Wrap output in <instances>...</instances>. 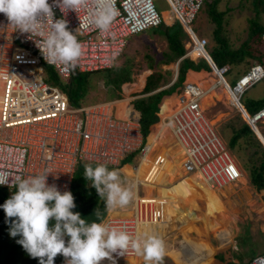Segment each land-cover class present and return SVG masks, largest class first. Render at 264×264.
I'll return each instance as SVG.
<instances>
[{
    "label": "built area",
    "instance_id": "1",
    "mask_svg": "<svg viewBox=\"0 0 264 264\" xmlns=\"http://www.w3.org/2000/svg\"><path fill=\"white\" fill-rule=\"evenodd\" d=\"M164 1L166 10L187 36L188 47L183 57L196 48L197 57L206 60L208 40L191 28L203 0ZM48 2L53 4V0ZM114 9L116 15L109 30L101 32L88 22L87 8L78 12L69 10L65 15L53 6L54 19H65L68 30L81 36L77 39L82 45V55L74 66L47 63L34 41L39 37L30 38V34L15 30L0 13V172L8 175L9 182L16 176L27 178L47 170L50 173L47 183L55 184L63 193L69 191L78 163L113 167L131 152L140 153V157L147 153L136 116L123 119L113 113L116 98L71 106L63 91L41 78V63L52 66L61 78H68L72 70L94 72L110 68L129 36L164 23L153 0H114ZM15 33L20 36V45L12 44ZM216 71L228 103L246 124L251 128V122L257 126L264 121V106L249 115L240 103L243 92L264 76L263 66H250L232 85L222 76L226 66L216 67ZM205 91L196 82H184L174 110L162 116L161 124L169 128L181 148L182 171L198 174L211 187H220L236 181L240 168L215 125L204 115L201 98ZM0 186L10 189L7 185ZM156 204L154 196H136L130 215H105L103 221L135 238L140 236V225L156 221ZM133 254L129 250L126 256ZM248 264H264V252L252 256Z\"/></svg>",
    "mask_w": 264,
    "mask_h": 264
},
{
    "label": "clouds",
    "instance_id": "2",
    "mask_svg": "<svg viewBox=\"0 0 264 264\" xmlns=\"http://www.w3.org/2000/svg\"><path fill=\"white\" fill-rule=\"evenodd\" d=\"M53 6L65 15L69 10L87 8L88 22L101 32L109 30L116 15L114 0H53L52 5L48 0H0V13L7 17L9 26L30 34V38L39 37L34 41L50 64L74 66L82 55V45L68 30L67 21L54 19ZM49 174L45 170L27 178L16 176L9 182L8 175L0 172V185L15 189L0 205L6 222L10 221V235H19L17 243L32 258H39V264H54L58 254L64 257V264H101L104 259L116 264L113 254L126 256L129 250L142 257L144 264H162V239L147 233L134 238L125 230L109 227L99 208L94 211L96 220L89 223L79 212L72 211L76 205L70 191L61 193L55 184L47 183ZM83 177L91 181L109 214L125 208L135 195L120 172L104 164L93 167L85 163Z\"/></svg>",
    "mask_w": 264,
    "mask_h": 264
},
{
    "label": "trees",
    "instance_id": "3",
    "mask_svg": "<svg viewBox=\"0 0 264 264\" xmlns=\"http://www.w3.org/2000/svg\"><path fill=\"white\" fill-rule=\"evenodd\" d=\"M218 2L219 0H203L201 7H204L207 10L206 16L209 18V22L213 24V27L210 30V39L213 44L206 50L215 66L219 68L223 65H234L238 69H241L239 70L240 74L236 80L254 64H260L264 68V48L259 46L261 44L264 46V39H262L264 23L258 21V19H260V13H264V0L250 1L254 10L253 12L255 13V19L251 21V24L248 27L247 38L236 48H231L230 44L222 34L223 13L217 8ZM156 28L160 31L166 41V50L161 53L162 57L160 60L166 64L177 62V72L174 81L168 87L160 89L147 96L140 97L133 102L134 108L139 112L138 122L142 143L145 140V136L154 131V125L156 124L157 128V125L160 122V119L157 122L155 112H157L159 107L163 105V102L161 101L163 98L178 95L182 88L186 73L211 71L209 65L203 58L199 57L194 61L187 56L183 57V54L185 53L183 39L185 37L187 38V36L178 21H174L171 25H166L161 22ZM256 44L258 46L255 47ZM217 47L221 50H216ZM147 65L148 67L152 66L151 63H147ZM47 66L50 68L49 72L52 77V84L66 94L69 104L71 106L81 105L79 101H82L88 91L87 85L89 72L72 70L68 78H61L54 71L52 66ZM130 68L129 63H125L122 66H111L110 68L102 70L100 75L106 85L115 84L112 85V87L117 89L123 83L131 81ZM108 71L113 74L110 76L106 75V72ZM159 80V74H150L147 76L141 93H149L153 91L158 86ZM259 81H264V76ZM163 83L161 85H163ZM141 85L142 80H140L138 85L132 89H137ZM124 89L128 91L127 86L124 87ZM240 103L245 111L251 115L264 106V97L262 99L250 101L249 103L244 104L241 101ZM160 109H163V107ZM122 114V112L119 113V115ZM226 125L229 129L228 136L224 139L227 149L232 153L235 159L240 162L242 168L247 172L250 185H252L258 193H261L262 199L264 200V147L239 112L231 117ZM135 153L136 152H131L122 157L117 166L107 167L110 170L116 169L121 171L124 166L130 165V159L126 161H124V159L129 156L133 157ZM84 164L85 163H78L76 165L69 191L74 196V203L76 205L72 211L74 213L79 212L81 218L91 223L96 220L94 211L97 208L101 211L102 219L106 214V210L104 208V203L100 200L96 190L91 187V181H86L83 177ZM90 164H92L93 167L97 165L93 163ZM14 191L15 189H7L0 186V205H3L5 201L11 197ZM233 210L234 209H229V212H233ZM10 226V221L6 222V214L3 208L0 207V264H39V258H32L24 250L23 246L17 243L21 237L19 235L15 237L10 235ZM225 233V231L217 233L218 240L223 244L230 241L229 236L227 237ZM65 239L67 241L68 238L66 237ZM181 240L182 243H180V248H185L187 250L185 255L182 256V253L179 254L181 250L178 251L179 249L177 250L173 247L165 250L166 256L170 259L178 257V261L176 262H180V264H198V262L202 261V258L207 256L210 252L203 244L196 247L190 241L184 239ZM126 258H128L129 262L134 264L143 261V258L137 255L126 256ZM214 258L220 262L224 261L222 253H216ZM234 258H236L237 261L234 262L232 260H227L225 264H248L249 261V259L242 261V256L239 255L234 256ZM114 259L116 260V264H121L120 260L123 259V257H114ZM216 263L217 262L212 259L211 256L205 260L203 264ZM54 264H64V257L58 254L57 257L54 258ZM101 264H111V261L104 259L101 261Z\"/></svg>",
    "mask_w": 264,
    "mask_h": 264
},
{
    "label": "rangeland",
    "instance_id": "4",
    "mask_svg": "<svg viewBox=\"0 0 264 264\" xmlns=\"http://www.w3.org/2000/svg\"><path fill=\"white\" fill-rule=\"evenodd\" d=\"M153 1H154V5L157 8V10L161 12L162 17L164 19V23H166V25H171L174 21H176L175 19L172 18L170 12L166 10L167 5L164 0H153ZM204 1H207V0H204ZM250 1L251 0H219L217 4L218 10L222 11L223 13L222 34L226 38L228 43L230 44L231 48L238 47L242 43V41H244L247 38L248 27L251 24V21L255 19L254 18L255 13L253 12L254 10H253V7ZM206 13H207V10L204 7L200 8L191 22V28L194 31V33L197 34L198 36H204L207 38L208 40V45H206V49H207L213 44L210 39L211 37L210 30L212 29L213 24L209 22V18L206 16ZM259 16H260V19H258V21L264 23V13H260ZM76 36L77 38L81 37L79 35H76ZM143 36H145L146 39ZM19 37L20 36L18 33H15L13 35L12 37L13 45L21 44ZM130 39H132L130 40L132 42L129 41L130 43H128V45L127 43L125 44V47L122 53L113 61L112 66H120V65L122 66L125 63H129L131 67L130 69H131L133 80H135L142 74L143 71L146 70L144 65H146L147 63H151L153 65L155 61L158 62L161 59L159 57V54L161 55V53L166 50V43H165L164 37L161 36L160 31L156 27L145 29L143 32L138 33V34L136 33L135 35L133 34V36H131ZM183 46L188 47V40L186 37L183 39ZM256 46L258 45L256 44L255 47ZM259 46L261 48H264L262 44ZM216 50H221V49L217 47ZM195 53H198L196 48L191 49L189 52L191 57L193 55H196ZM34 54H36V52H34ZM174 64L175 63H171L169 65L174 66ZM169 65L168 67H170ZM39 66H40L41 78L43 79V81L46 82L47 84L54 85L52 84V77L50 76V72H49L50 68L44 63H41ZM227 68L228 70L224 74V78L228 84L232 85L234 81L236 80V78L238 77V75L240 74L239 70L241 69H238L234 65H227ZM100 73H102V70L89 72L88 85H87L88 91L86 95L83 97L82 101H79L80 104H87L91 102L109 100V94L111 93V91L120 90L121 87L117 89L112 87V85H115V84L106 85L103 82ZM112 74L113 73L109 71L106 72V75L110 76ZM207 76L213 79L212 83H215L216 85L214 87L215 89L214 91L217 90L219 93L216 98L213 97V99L210 100V103L208 105L205 104L204 106H202L203 112H204V115L210 120V122L215 125L218 133L220 134L221 138L224 140L225 137H227L229 133V129L226 123L231 117L236 115L238 111L231 104L228 103L227 95L224 89L222 88L221 84L217 81L218 77L211 71ZM164 79L169 80L170 75L168 74V76L166 78L164 77ZM138 80H142V77H139ZM135 84H138V83H135ZM135 84L133 83V85ZM133 85L131 86L132 88H133ZM204 87L206 88V86ZM116 97H120V95H116ZM263 97H264V81H259L253 84L251 87H249L243 92V94L241 95L240 101L245 104V103H249L250 101H253L256 99H262ZM201 102H202V99H201ZM257 127L258 128H256L255 126L253 129L255 130V132L258 133L259 137L262 139L263 138L262 134H264V121L259 122ZM166 135L170 136V138L172 139L169 142L167 141L170 145L172 146L176 145V147H179L178 143L175 141L169 129H168V132L165 134V137H167ZM167 140H168V137H167ZM159 141L162 142L161 140ZM164 141L166 140L164 139ZM162 144L160 143L159 146L164 145ZM168 152L169 151H166L164 149H161L160 151H158L159 155H162L163 158H165L164 160H166V157H167L165 153H168ZM155 153L156 151L152 152V154H155ZM158 153L155 155H158ZM160 153H164V154H160ZM139 157H140V153L134 154L133 157H130V156L126 157L124 161L130 159L129 164L131 166L127 165V166H124L121 171L118 170L121 174L122 180L126 182V186L132 187L133 185H136V187L137 186L139 187L138 183L136 184L133 181V179L129 177L132 174H134L133 171L135 169V166L139 162ZM233 158L236 161V163L238 162V164L242 168L240 162L237 161V159H235L234 156ZM165 162L160 161L154 167L151 164L150 165L152 166L151 176L145 179L142 178V180L147 181V182H150L149 180H151V184H154V185L158 184L163 187H166L164 186V183L169 182L171 180L173 181L175 179L174 178L175 174L180 172L179 170L180 160L178 164H176L177 160L176 161L174 160L173 162L169 160L168 162L170 164L169 169L163 168L164 166H166ZM242 172H245L247 174V172L243 168H242ZM135 173H137V170H135ZM189 177H181V176L177 177L176 181L173 183L174 184L179 183L180 185L185 186V188L189 190V192L191 193V194H188L189 200H193L194 202H196L195 201L197 199L196 197H200L204 201L206 200L207 208L209 212L207 214L209 215H212L215 213L219 214L220 211H219L217 204L214 205L215 203L213 202V200H211V195L215 193V191L209 188L208 186H206V184L203 183L202 179L199 176L193 175L192 178H189ZM237 185H240V184L238 183ZM161 186H157L156 188H160ZM252 192L254 193L253 194L254 196H256L257 194L261 195V193L256 192V190L255 191L252 190ZM240 194L241 192L237 190V188H235L234 191H229V192L224 191L223 193L219 194V196H220L221 202H223L226 206L225 200L227 198H234V196H240ZM134 197L136 196L134 195ZM260 197L262 198V196ZM235 201L239 202L238 197H237V200ZM130 213L128 215H130ZM128 215H122V216H128ZM179 219L182 220L180 216H179ZM183 220L186 222L184 218ZM256 221L257 222L253 224V222L249 220L248 218H246L244 214H241L239 215V218L236 219L235 223H233V221L231 225L227 223V227L229 228L230 235H231L230 241L227 244L225 243L223 244L219 242L218 238L213 237L212 234L208 235V240H210V243L212 245L216 246L218 243L223 244V246H217L214 252V255L216 253H222L224 261L223 262L218 261L220 264H225L227 260H232L235 262L236 258H234V256L239 255L243 257L242 253L250 249L251 245L254 247L257 246L256 248H258L259 246H264V230H260L259 228L260 227L259 223L263 222V220H256ZM140 226H141V231L144 232L142 225ZM217 231L218 229L216 230V233H218ZM183 232L184 230L182 228L181 233L183 234ZM194 233L198 235L199 238L201 237V235L197 231H194ZM179 241H180V236L176 235L175 238L169 237L168 239H165L164 242H167L171 244L173 247L177 248L178 245H180ZM203 245L205 246L207 250L211 251V248L209 246H207L206 244H203ZM123 258L128 260V258L126 257H123ZM121 261L122 260H120V263ZM143 262L144 261L137 262L135 264H144ZM204 262L205 261L201 262V264H203ZM130 263L134 264L132 262ZM121 264H128V263H121ZM162 264H180V262L174 263L170 260L168 256L164 255Z\"/></svg>",
    "mask_w": 264,
    "mask_h": 264
},
{
    "label": "crops",
    "instance_id": "5",
    "mask_svg": "<svg viewBox=\"0 0 264 264\" xmlns=\"http://www.w3.org/2000/svg\"><path fill=\"white\" fill-rule=\"evenodd\" d=\"M131 36H129L126 39L127 45L128 43L132 42L130 41L132 40L130 39ZM143 37L145 38V36ZM195 54L196 55H193L192 57L189 54L188 56L189 59L196 61L199 57H197L198 53H195ZM159 57L161 58L162 55L159 54ZM169 64L171 63L166 64V63L161 62V60H159L158 62L155 61L151 67H148L147 64L144 65L146 70L143 71L142 74L139 76V77H142V85L137 89H132L131 86L133 85V83L134 84L139 83L140 81L138 80L139 77L133 80L132 73H131V78H132L131 81H127L123 83L122 86L120 85L121 91L113 90L109 94V96H112L113 92H115L114 98H116L117 100L113 105V108H114L113 113L117 115L116 113L118 109L119 113L121 112L124 113V116H119L120 118H123V119L129 118L131 115H133L134 117L136 116L137 123L139 124L138 122L139 112L134 108L133 102L140 97L147 96L160 89L168 87L174 81L176 77V72H177V62L174 64V66L169 65ZM168 65L170 67H168ZM209 73L210 72H187L185 75L184 81H183V83L184 82L199 83L200 86L206 90L201 98L202 99L201 107L204 106L205 104L208 105L210 103V100H212L213 97L216 98L219 93L217 90L214 91L215 90L214 87L216 85L215 83H212L213 79L207 76ZM150 74L160 75L159 84L153 91L149 93H141L142 89L144 88L146 78ZM168 74L170 75V79L169 80L164 79V77L166 78ZM214 74L217 76L216 73ZM217 81L221 83L220 79H218ZM162 83L163 85H161ZM137 85L138 84L133 85V88H135ZM126 86L128 88V91L124 89V87ZM204 86H206V88ZM222 88H223V84H222ZM179 94L180 92L178 93V95H173L171 97L163 98V100L161 101L163 102L162 103L163 105L161 106L163 107V109H160L161 107H159L158 111L155 112V115L157 117V122L159 121L161 116H164V114L167 113L168 110L172 109L175 106V103H176V100ZM116 95H120V97H116ZM206 95H211V96L209 97L208 102L204 104L203 99L205 98ZM122 101H124V103H121ZM117 103H119V105H117ZM161 127H165V126H160V123H159L156 128V124H155L154 131L148 133L145 136V140L143 143L144 144H146V142L150 143L149 150L143 157H140L139 162H138L139 164L135 166V169L133 171L134 174L129 176L130 178L133 179L134 175H137V179L139 181L138 182L139 187L138 186L136 187L134 185L132 186V190L134 191L135 196H138V195H142L144 197L154 196L156 198V203H157L156 204V208H157L156 221H154L153 223L142 225V228L144 231L142 233L143 234L147 233L149 235H156L160 239H163V242L165 241V239H168L169 237L175 238L176 235H179L180 243H182L181 239H184L186 241H190L196 247L202 244H206L207 246L211 248V251L208 253L207 256L202 258V261L198 262V264H201V262L207 260L211 256H212V259H214L218 264H220L218 260L214 258V252L217 246H223V245L219 243L216 246L212 245L210 243V240H208V235L212 234L213 237L217 238L216 230L218 229L217 232L225 231L226 236L227 237L229 236L230 238L231 235H230L229 228L227 227V223L229 225H231L232 221L233 223H235L236 219H238L239 215L241 214H244L246 218H248L249 220L253 222V224L257 222L256 220H263V222L259 223V226H260L259 228L260 230H264V201L260 197L262 195L260 194L258 195L256 193L257 191L255 192L257 195L256 196L253 195L254 193L252 192V190L255 191V189L253 188L252 185H250L249 180H248V175L245 172H242V168L240 167L238 162H237V165L239 166L240 171H241L240 175L243 176L245 180L244 184H241L238 178L236 181L226 183L220 187H211V186L209 187L215 191V193L211 195V200H213V202L215 203L214 205L217 204L219 211H220L219 214L218 213H215L212 215L207 214L209 212H208L206 200L204 201L200 197H196L197 198L195 200L196 202H194L193 200H189L188 194H191L189 190L185 188V186L180 185L179 183H175V184L173 183L176 181L177 177H180V176L189 177L190 176L189 178H192V176L194 175V174L184 173L181 167L179 168L180 172L175 174L174 176L175 179L173 181L171 180L169 182L164 183V186L166 187H163L158 184H155V185L151 184V180H149L150 182L143 181L142 178L145 179L151 176V169H152V167L150 166L151 164L154 167L160 161L162 162L166 161L165 162L166 166H164L163 168L169 169L170 168L169 167L170 164L168 163L169 160L172 162L174 160L175 161L177 160L176 164H178L180 160V156H181L180 146L178 145L179 147H176V145L174 146L170 145L168 142L171 141L172 139L170 138V136H167V135L166 136L168 137V140H167V137H165V134L168 132L169 128L166 127L165 132L160 133L162 131ZM253 128L254 127H252V130L254 131ZM256 128L258 127L256 126ZM151 133H154L155 135ZM262 136H263L262 140L264 142V134H262ZM164 139L166 141H164ZM159 140H161L162 142H160ZM160 143L161 144L163 143L164 145L162 144L163 146H159ZM161 149L169 151L168 153H165L167 155L166 160H164L165 158H163V156L159 155L158 153V151H160ZM153 151H156L155 154L158 153L159 156L152 154ZM160 154H164V153H160ZM135 170H137V173H135ZM238 183L240 185H237ZM157 186H161V187L156 188ZM235 188H237V190L241 192L240 196H234V198H227L225 200L226 201V206H225V204L221 202L219 194L223 193L224 191L225 192L234 191ZM237 197H238L239 202L235 201L237 200ZM131 206H132V201L123 209L117 208L113 210L111 214H109L106 211L105 215H109V216L128 215L129 212H131ZM229 209H234V210L233 212L231 211L229 212ZM259 209H262V210H259ZM179 216L182 218V220L179 219ZM183 218L186 220V222L183 220ZM182 228L184 230L183 234L181 233ZM194 231H197L201 235V237L199 238V236L196 235ZM180 245H178V247L175 248L171 244L164 242L165 250L169 249L170 247H173L177 250L179 249L178 251L181 250L179 254L182 253V256H183L185 255V253H187V250L185 248L181 249L179 247ZM256 247L251 245L250 249H248L245 252L242 251L243 252L242 261H246L250 259L252 256L264 252V246H259L258 248ZM173 258H175L174 260L178 261V257H173ZM170 260L176 263V261H174L173 259H170Z\"/></svg>",
    "mask_w": 264,
    "mask_h": 264
},
{
    "label": "bare ground",
    "instance_id": "6",
    "mask_svg": "<svg viewBox=\"0 0 264 264\" xmlns=\"http://www.w3.org/2000/svg\"><path fill=\"white\" fill-rule=\"evenodd\" d=\"M197 52H198V49H197ZM216 73V72H215ZM211 95H206L205 96V98L203 99V101H204V104L206 103V102H208V99H209V97H210ZM121 103H124V101H122ZM117 105H119V103H117ZM122 106V105H121ZM175 106H176V103H175ZM175 106H174V108H175ZM174 108L172 109V110H168L167 111V113H165L164 115H167V114H170L173 110H174ZM241 110H243V108H241ZM164 113V112H163ZM163 113H161V114H163ZM118 116H124V113L122 114V115H119V113H118V109H117V113H116ZM116 115V116H117ZM161 118H162V116L160 117V126H163L162 124H161ZM256 126V124L254 123V121L253 122H251V128L252 127H255ZM165 129H166V127H161V132L160 133H163V132H165ZM255 131V130H254ZM256 135L259 137V135H258V133L256 132ZM260 138V137H259ZM260 140L262 141V143L264 144V142H263V140L260 138ZM146 146H147V148H148V150H149V147H150V143H147L146 142ZM181 149V148H180ZM139 164V163H138ZM194 175H197V176H199L198 174H194ZM200 177V176H199ZM201 178V177H200ZM202 179V178H201ZM133 181L137 184L139 181H138V179H137V175H134V177H133ZM202 181H203V179H202ZM239 181L241 182V184H244L245 183V180H244V178H243V176H241L240 175V177H239ZM203 183L204 184H206L204 181H203ZM134 186H136V185H134ZM206 186H208V187H210L209 185H207L206 184ZM252 203V202H251ZM259 210H261V209H259ZM138 234L140 235V236H142L143 235V233H142V231H141V226H139L138 227ZM136 254L134 253L132 256H135ZM115 257V256H114ZM122 261H121V263H128V264H130V262L128 261V260H126L125 258H123V259H121Z\"/></svg>",
    "mask_w": 264,
    "mask_h": 264
},
{
    "label": "water",
    "instance_id": "7",
    "mask_svg": "<svg viewBox=\"0 0 264 264\" xmlns=\"http://www.w3.org/2000/svg\"><path fill=\"white\" fill-rule=\"evenodd\" d=\"M206 62L208 63V65L210 66V68H211V71L213 72V73H215L216 72V74H217V71H216V69H215V64L213 63V61L211 60V58L209 57V56H207L206 57ZM115 94V92H113V95L112 96H109V98L112 100V99H114V95ZM253 131V130H252ZM254 132V131H253ZM255 133V132H254ZM255 135H256V133H255ZM256 137L258 138V140L261 142V144H262V146L264 147V144L262 143V141L260 140V138L256 135Z\"/></svg>",
    "mask_w": 264,
    "mask_h": 264
}]
</instances>
